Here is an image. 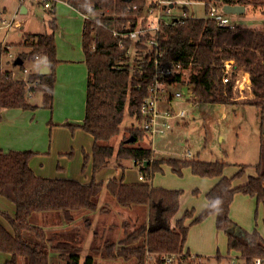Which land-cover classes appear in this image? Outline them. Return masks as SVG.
Listing matches in <instances>:
<instances>
[{
    "label": "trees",
    "instance_id": "16d2710c",
    "mask_svg": "<svg viewBox=\"0 0 264 264\" xmlns=\"http://www.w3.org/2000/svg\"><path fill=\"white\" fill-rule=\"evenodd\" d=\"M62 1L86 16L82 30V45L88 69L85 115L81 123L65 122L62 125L71 130L81 128L93 136L91 155L84 153L85 163L89 157L92 159V178L89 183H83L69 177L39 176L30 166V160L36 152L0 149V195L15 205L14 215L0 211L12 228L9 231L0 221V251L11 255L5 264H50L52 250L59 253L64 264H81L82 250L77 243L78 236L47 231L32 223L31 216L36 212L61 211L66 220L72 221L77 210L107 213L110 206H99L95 200L104 190L114 197L121 214L126 211L124 207H143L144 218L134 224L132 230L129 229L130 224L123 221L121 226L124 235L117 241L105 239L96 228L93 231V252L103 249L107 258L121 257L127 261L135 259L139 264L143 263L147 249L151 252L189 253L186 241L190 226L213 214L216 216L217 229L227 237L228 253H235L242 259L239 264H255L254 259L258 257L264 259V231L261 232L257 227L246 230L235 223L230 215L231 204L237 193L255 196L258 203L264 202V168L261 161L256 165L255 175L234 185V180L245 175V165L234 175L226 176L224 169L227 162L224 161L156 159L152 148L140 143L146 132L134 126L126 128L118 145L113 144V139L122 133L121 124L127 114L141 124V105L149 93L153 65L147 60L145 46L128 36H121L126 23L145 11L148 0ZM188 1L205 2L206 12L210 2L219 1L245 7L254 3L261 5L264 15V0ZM56 2L48 9L53 15ZM184 11L187 12V9L184 8ZM50 25L52 32L25 33L20 45L28 50L19 56L23 60V64L19 65L22 70L26 69V61H43L49 67V72L30 71L26 79H21L12 71L0 68V110L37 109L38 105L29 102L36 91L42 93L43 107H53L56 67L59 63L55 15ZM159 44L167 60L192 64L190 81L194 84V102L241 101L236 98L232 83L224 84L222 81L224 61L234 59L237 67L250 71L252 87L256 93L254 100L242 102L257 107L263 104L264 24L262 28L238 25L223 27L205 17L187 16L163 24ZM132 62H135L134 65L137 62L140 64H136L133 69ZM263 138L261 134V150L264 147ZM113 158L117 166L123 168L126 167L124 161L132 159L134 165L139 166L145 180L137 183H124L123 179L117 178L107 182L97 181L96 175L111 165ZM164 163L177 174H182L183 169L189 167L195 175L219 178L206 194V207L196 215L194 209H188L176 219L183 191L151 183L153 175L162 171ZM188 218L191 220L187 223ZM83 219L87 228L94 224L88 215ZM99 237L101 242L96 245ZM95 257L94 253H89L82 264H95ZM199 257L196 255L198 260ZM198 260L185 264H199Z\"/></svg>",
    "mask_w": 264,
    "mask_h": 264
},
{
    "label": "rangeland",
    "instance_id": "374dc122",
    "mask_svg": "<svg viewBox=\"0 0 264 264\" xmlns=\"http://www.w3.org/2000/svg\"><path fill=\"white\" fill-rule=\"evenodd\" d=\"M178 4L173 9V15L183 13L184 8L187 9L188 16L206 17L208 14L205 10L204 4L188 0H175ZM179 6V7H178ZM23 7L26 11L23 12ZM229 18L231 24H236L242 27L262 28L264 24V15L262 7L258 4H250L245 7L244 12H224ZM57 30V54H68L71 52L74 56L79 53L82 44V30H83V15L76 9L68 5L64 1H57L55 4V13ZM44 5L38 0H0V64L3 69L7 67H14L13 61L19 57L23 51L28 50L27 47L21 46L25 33L35 32H52L50 20L54 16ZM7 49V52L4 50ZM27 63H33L26 61ZM237 95V94H236ZM238 101L236 103H210L198 100L190 105L183 99H174L172 106L176 112L180 110L186 111L185 118H170L171 128L163 134H157L154 138L153 157L156 159H200L207 162L224 161L227 162L224 172L226 176H232L242 166L245 165V175L242 177L245 180L250 175L256 174V165L261 161V166L264 168V147L261 150V133H260V108L253 104L243 103ZM31 103H39L37 109H19V115L15 126L13 127L9 119L2 118L0 120V146L4 150H29L30 148L37 152L40 156V162L46 165H56L57 161L61 162L65 167L62 171H67L73 177L81 179V181H90L93 173L92 159L89 157L85 163L84 153L92 152V137L90 134L80 129L73 131H60L57 136L54 133V143L52 133L57 126L49 129L48 124L57 121L61 118V106L53 107L52 110L42 106V93L36 91L32 97L29 98ZM79 102V101H78ZM61 104V103H60ZM165 104H160L164 107ZM168 106V105H167ZM78 112L74 114L77 115ZM134 126L141 129L140 123L133 121L127 114L124 118L121 129V135L113 139V144L116 146L123 139V134L126 128ZM59 128H66L59 126ZM40 136L37 146H22L29 142L35 141L34 136ZM17 135L19 137H17ZM128 135L126 134V137ZM56 139V140H55ZM152 138L147 133L140 143L144 146H151ZM264 142V138H263ZM24 143V144H21ZM71 143V146H70ZM69 145V148L67 147ZM60 149H65L60 153ZM54 152V153H53ZM191 153V156H188ZM35 154V155H36ZM34 155V156H35ZM63 158L62 160H58ZM126 167L117 166L114 158L112 164L106 166L101 171L102 178L109 179L117 175L124 180L132 181L142 172L139 166L134 165L132 159L124 161ZM40 165V164H38ZM39 167V166H38ZM57 171H60L56 169ZM100 171V172H101ZM99 172V173H100ZM98 173V174H99ZM189 176H196L192 171L185 167L182 174L175 173L171 167L164 163L162 164V171H157L152 177V183L162 185L166 188H176L183 191V198L189 197L194 199L195 196L192 190V181ZM0 208L10 209V204H14L5 196L0 195ZM197 199V197H196ZM99 206L108 205L110 209L107 213H94L90 210L89 215L93 220V228H98L100 235L105 239L118 240L124 233L122 226H118L123 221L130 224V230L144 218L145 208L137 209L125 207V213L121 214L120 208L117 207L114 197L105 191L95 197ZM117 208V209H115ZM128 211V212H127ZM253 214L254 226L264 231L262 218L264 217V202L260 203L257 217ZM37 215L31 216L32 223H36ZM139 217V218H138ZM112 221V224L109 222ZM7 225L8 222L4 221ZM116 223H119L116 226ZM110 226H112L110 228ZM109 227V228H107ZM93 228L82 227V236L85 237L91 234L90 240L86 246V239L81 241L82 253H94L95 264H139L135 259L123 260L120 258L101 259L100 254H104L103 249L100 253L93 252L92 241H95L92 235ZM198 237V236H197ZM196 237V239H197ZM100 237L97 244L100 242ZM84 244V245H83ZM220 254L219 257L213 255H205L199 257V264H239L242 262L240 257L235 253H227L224 239L219 243ZM79 245V246H81ZM105 256V255H104ZM82 258L81 264L84 262ZM0 264H4L3 256L0 253ZM61 264V261H58ZM62 264L64 261L62 260Z\"/></svg>",
    "mask_w": 264,
    "mask_h": 264
},
{
    "label": "crops",
    "instance_id": "0c3cea01",
    "mask_svg": "<svg viewBox=\"0 0 264 264\" xmlns=\"http://www.w3.org/2000/svg\"><path fill=\"white\" fill-rule=\"evenodd\" d=\"M83 17H84V15H83ZM84 18H83V21H84ZM56 30H57V28H56ZM56 30H55V40H56V47H57ZM57 56H58V54H57ZM58 58H59V63L56 67V82H55L53 107L55 106L58 108L59 105H64V106H61V109H62L61 116L62 117L57 119V121H55L54 123L51 122L48 124L50 130H52V127H54V126H57L55 129L59 130L58 132L54 131L52 133V139H53L52 143L55 142L54 136H53L54 133L57 136V134L60 131H64V130L70 131L71 130L69 127L62 125L63 123L71 122V123H77L78 124V123H81L83 121L84 115H85L86 87H87V80H88V69H87L86 62H85V53H84L82 44H81V48H80L79 53H77L75 56L71 52H68V54H66V55L60 53ZM14 61H13L14 67H7V68L3 69L2 68L3 66L0 64V68L2 70L12 71L17 78H21V79H26L28 76V73L30 71L34 72V71L38 70L39 72H41V70L47 66L43 61L31 63V65H30V63H27V64L25 63V67H26V69H28V72H26L25 71L26 69L22 70L19 67V65H15ZM32 104L40 106L39 103H32ZM52 108H50V109L52 110ZM19 109H21V108H19ZM0 112H1V121H2V118L5 117V119H9L11 121V124L14 127L16 124L15 122H17V119L19 118L18 117V115H19L18 110H15L12 108H2L0 110ZM75 112H78L77 115L74 114ZM59 126L66 127V128H59ZM76 129L81 131L80 130L81 128L80 129L76 128ZM71 131H73V130H71ZM90 136L92 137V146H93V136L91 134H90ZM17 137H19V136L17 135ZM39 137L40 136H38V134L34 136V139H35L34 143L29 142L27 139V143L25 145H22V146H30V147L37 146V144L39 142V140H38ZM21 144H24V143H21ZM70 146H71V143H70ZM67 147L69 148V145ZM0 149L4 150L3 147H1V146H0ZM29 150H32L36 153L37 152L39 153V151L33 150L31 148ZM4 151H7V150H4ZM60 151H61L60 153H64L62 151H66V150L60 149ZM87 153L91 155L90 152H87ZM59 159L62 160L63 158H59ZM38 164H40V165H38ZM30 166L34 170V172L39 176H43V177H69V178H74V179H78L81 181V179L73 177L76 175H71V174L67 173V171H62V169H64L65 166L61 162L57 161L55 166H54V164L51 166L50 165L48 166L44 162H40V156L37 154L31 158ZM113 167L117 168L118 166H113ZM56 169H58L60 171H57ZM103 171H101L99 174L96 175L97 181L107 182L109 179H112V178L122 179V178H119L117 175H113V177H108L109 179H104L101 176V173ZM224 174H226V173L224 172ZM139 176H138V178H136L132 181H127V180H124V178H123V182L124 183L141 182V180L139 179ZM189 177L192 181L191 187L195 188L192 190V193H194L193 191H195V193H197V194L196 195L193 194V196H195L194 199H191L189 197L183 198L184 196H183V194H181L179 210L175 216L176 219L180 218L184 214V212L188 209L189 210L194 209L195 215L198 212H200L202 209H204L208 203L206 194L216 184V182L219 179L218 177H207V176H199V175L189 176ZM91 178H92V176H91ZM244 181H245L244 178L236 179V180H234V185H237L238 183H241ZM81 182L89 183L90 181H81ZM151 183H152V180H151ZM152 184L155 186H162V185H157L156 183H152ZM104 192H105V190L103 191V193ZM196 197H197V199H196ZM0 201H3V200H1V198H0ZM112 203L115 204V202H113V201H112ZM260 203L257 202V199L255 196H251V195L244 194L241 192L237 193L234 197L232 204H231V209H230L231 218L234 220L235 223H237L242 228H244L246 230H252L254 228L253 227L254 226L253 214L255 212L256 213L255 217H257V213L259 210ZM9 208L10 209H8V210L0 208V211H6L9 214L14 215L15 214V205L10 204ZM111 209H113L111 212V213H113L114 208L111 207ZM115 209H117V208H115ZM134 209H137V208H134ZM140 209H141V207H140ZM94 213H98V212H94ZM34 215H37L36 216L37 221L34 224H37V225L43 227L47 231H50V232L60 231L62 233L68 234L71 237L72 236H78V241H77L78 245H81L82 244L81 241H83L85 239H86V241H85L86 246H87L89 240L91 243V239L89 238V237H91V234L88 236L90 227L87 229L88 234L85 237L82 236V230L83 229H81V228L87 227V225L84 224L82 222V220H84L83 217L85 215H89L86 210L75 211L74 212V219L72 221L66 220L64 214L61 211L36 212L32 216H34ZM4 219L5 218L0 214V221L7 227V229H9V231H12L10 224L8 223V225H7L5 222H3ZM190 220L191 219L188 218V219H186V222L188 223V222H190ZM5 221H7V220L5 219ZM93 222H94V220H93ZM109 223L112 224V221H110ZM262 223L264 225V217L262 218ZM118 224L119 223H116V226ZM111 227L112 226H110V228ZM92 228H93V224L91 225V229ZM107 228H109V227H107ZM119 228H121V224L118 226V229ZM95 229L96 228H93V231ZM93 231H92V235L94 234ZM261 232H263V231H261ZM196 237H197V239H196ZM117 239H119V238H117ZM222 239H224V242H225L226 248H227V237L223 231L217 229V227H216V216L211 214L208 217H206L203 221L192 224L190 226L189 231H188V235H187L186 249L188 250L189 253H191L193 255H197V256H205V255L215 254L216 257H219L221 255H218V254H220V251H219L220 246L218 243L220 241L222 242ZM81 247H82V245H81ZM226 250L228 253V249H226ZM100 252L101 251H99L98 253H100ZM0 253L3 256V260H4V264H5V262L10 259L11 255L9 253H5V252H1V251H0ZM88 254H89V252L81 253V262H82V258L83 257L85 258ZM99 256H103V257H100L101 259L107 258L106 256H104V254H100ZM62 260L63 259L60 257V255L57 251L52 250L50 252V256H49L50 264H58V261H61V264H62Z\"/></svg>",
    "mask_w": 264,
    "mask_h": 264
},
{
    "label": "built area",
    "instance_id": "2783aa9c",
    "mask_svg": "<svg viewBox=\"0 0 264 264\" xmlns=\"http://www.w3.org/2000/svg\"><path fill=\"white\" fill-rule=\"evenodd\" d=\"M45 8L52 7L53 2L62 0H38ZM204 4L205 2H199ZM178 4L171 0H148L145 11L135 19H130L124 26L121 36H128L134 41H138L145 46L144 52L148 53V62L153 65L151 82L149 84L148 96L141 105V129L150 137L151 148L154 147V138L157 134L165 133L171 128L170 118H185L186 111L176 112L172 106L174 99H183L190 105L196 100L194 93V84L190 81L192 74V64L188 65L182 61L167 60L164 51L160 48L159 34L162 26L171 21L175 22L183 17H187V12L183 10L182 14L173 15V9ZM224 3L210 2L208 4L207 16L205 18L214 21L217 25L223 27H234L229 18L224 13ZM179 7V6H178ZM136 9L137 7L134 6ZM84 17H86L84 15ZM117 34V32H116ZM264 64V56L262 57ZM135 63V62H134ZM132 62L131 67L135 65ZM140 64V63H139ZM224 74L222 81L224 84L232 83L236 98L239 100H254L256 93L252 87L250 71L246 68L236 66L234 59H226L223 63ZM28 72V69L25 70ZM160 104H165L160 107ZM168 105V106H167ZM260 133L264 136V102L260 105ZM191 156V153H188ZM139 179L145 180L140 174ZM198 260L196 255L182 252H151L148 249L145 252V258L142 264H185L192 260ZM199 261V260H198ZM255 264H264L263 258H255Z\"/></svg>",
    "mask_w": 264,
    "mask_h": 264
},
{
    "label": "water",
    "instance_id": "95a60500",
    "mask_svg": "<svg viewBox=\"0 0 264 264\" xmlns=\"http://www.w3.org/2000/svg\"><path fill=\"white\" fill-rule=\"evenodd\" d=\"M22 10H23V12H25L26 8L23 7ZM244 10H245L244 5H239V4H236V5L225 4L224 5V11L227 13H230V12L242 13V12H244ZM14 64L15 65H21V64H23V60L20 57H17L14 61ZM48 71H49V68L46 66L44 69L41 70V73H47ZM130 140H132V138H130Z\"/></svg>",
    "mask_w": 264,
    "mask_h": 264
},
{
    "label": "clouds",
    "instance_id": "9594fccd",
    "mask_svg": "<svg viewBox=\"0 0 264 264\" xmlns=\"http://www.w3.org/2000/svg\"><path fill=\"white\" fill-rule=\"evenodd\" d=\"M217 203H219V201H217Z\"/></svg>",
    "mask_w": 264,
    "mask_h": 264
}]
</instances>
